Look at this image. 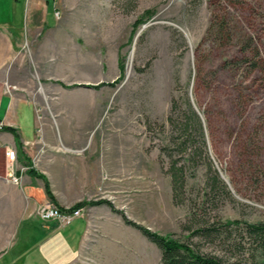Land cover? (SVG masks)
I'll return each instance as SVG.
<instances>
[{"label": "rangeland", "instance_id": "obj_1", "mask_svg": "<svg viewBox=\"0 0 264 264\" xmlns=\"http://www.w3.org/2000/svg\"><path fill=\"white\" fill-rule=\"evenodd\" d=\"M57 2L62 46L48 31L31 51L25 4L14 16L10 1L0 0V22L24 28L27 54L25 62L0 63V75L37 107L31 167L48 177L58 204L95 203L58 231L75 235L59 261L163 264L160 248L126 219L203 253L219 247L192 235L201 220L264 221V0ZM188 97L206 140L194 157L179 153L169 122L173 100L184 110ZM174 159L182 166L177 201ZM215 172L226 186L203 210ZM32 181L45 185L35 175ZM36 206L20 226L0 222V242L14 235L16 243L0 264L47 261L40 251L47 221Z\"/></svg>", "mask_w": 264, "mask_h": 264}, {"label": "crops", "instance_id": "obj_2", "mask_svg": "<svg viewBox=\"0 0 264 264\" xmlns=\"http://www.w3.org/2000/svg\"><path fill=\"white\" fill-rule=\"evenodd\" d=\"M11 3V15H16L19 5L25 4L23 16V27L26 30V38L29 40V47H37L40 37L50 31L58 35V45L63 44V28L58 23L56 12L58 11L57 0H9ZM22 14V11H21ZM51 17V20H49ZM23 28V29H24ZM22 28L16 29L14 20L0 22V63H22L25 62L27 54L23 50L24 40H22ZM60 33V34H59ZM10 78V74L7 75ZM4 76L0 75V120L4 122V127L0 130V222L20 224L34 218L33 210L38 203L48 200L45 193V185L37 184L32 181L29 172L34 166V159L31 150L40 140L38 132L40 126L37 120V107L32 99L23 92L11 91ZM9 88V89H8ZM17 89V88H16ZM9 90V91H8ZM10 127L11 129H7ZM42 131V130H41ZM43 140L52 136L51 128H43ZM15 153L12 164L8 165V152ZM5 160V164L4 161ZM16 178L17 181L14 180ZM56 203L58 197L55 192ZM43 227L44 237L40 246L41 253L48 256L44 264H71L75 259L67 257V260L59 261L62 254L71 248L69 243L75 236L70 232H58L57 221L50 220ZM14 230V225H12ZM66 227L65 229H67ZM85 233L80 235L77 246L78 252L81 248ZM7 234V233H6ZM0 242V261L7 259L11 251L16 247L14 235H5ZM13 240H12V239ZM66 247V248H64ZM16 258H8L7 264H17Z\"/></svg>", "mask_w": 264, "mask_h": 264}, {"label": "trees", "instance_id": "obj_3", "mask_svg": "<svg viewBox=\"0 0 264 264\" xmlns=\"http://www.w3.org/2000/svg\"><path fill=\"white\" fill-rule=\"evenodd\" d=\"M259 66L257 63L254 64V68ZM177 103V100L174 99L172 115L169 116V122L174 131L173 144L176 145L180 154L189 151L188 154H192L190 157H194L198 147L201 144H206L202 118L189 97L185 98L184 110H178ZM7 129L11 128L7 127ZM178 163L179 161L174 159L170 171L175 201H177L178 190L183 188L182 166ZM212 167V163H210L211 171ZM29 172L31 175L44 180L46 195L50 200L56 202L48 177L39 173L34 167H30ZM207 181L206 196L208 197H204L203 210L206 209L205 204L209 202L210 196L215 194L218 186H226L217 172L208 177ZM91 204L95 203L80 201L71 209ZM204 215H207V213ZM126 222L141 231L160 248L163 264H264V221L250 222L239 219L223 220L222 218L211 220L208 217L201 220L192 235L219 247L214 252L207 253L200 252V250L194 249L189 244L181 242L170 235L166 236L153 232L128 219H126Z\"/></svg>", "mask_w": 264, "mask_h": 264}, {"label": "built area", "instance_id": "obj_4", "mask_svg": "<svg viewBox=\"0 0 264 264\" xmlns=\"http://www.w3.org/2000/svg\"><path fill=\"white\" fill-rule=\"evenodd\" d=\"M59 11L56 16H59ZM9 89V88H8ZM9 91V90H8ZM4 127V122L0 120V130ZM15 153L10 150L8 152V165L14 160ZM35 215L44 221L55 220L60 229H65L76 218L86 217V209L84 207L71 209L70 206H60L52 200H46L38 203L35 209Z\"/></svg>", "mask_w": 264, "mask_h": 264}, {"label": "bare ground", "instance_id": "obj_5", "mask_svg": "<svg viewBox=\"0 0 264 264\" xmlns=\"http://www.w3.org/2000/svg\"><path fill=\"white\" fill-rule=\"evenodd\" d=\"M132 57H133V53H131L130 60H132Z\"/></svg>", "mask_w": 264, "mask_h": 264}]
</instances>
